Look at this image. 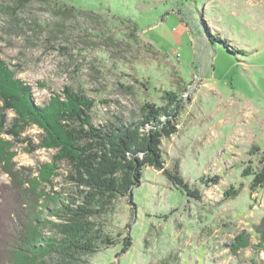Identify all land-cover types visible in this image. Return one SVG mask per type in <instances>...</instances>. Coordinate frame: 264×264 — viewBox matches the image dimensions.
Returning <instances> with one entry per match:
<instances>
[{"label": "rangeland", "instance_id": "1", "mask_svg": "<svg viewBox=\"0 0 264 264\" xmlns=\"http://www.w3.org/2000/svg\"><path fill=\"white\" fill-rule=\"evenodd\" d=\"M204 1L49 0L20 8L0 0V58L32 87L35 104L72 87L94 102L93 123L104 125L114 116L136 119L144 101L163 105L165 90L185 99L179 131L161 148L165 168L177 160L200 200L146 168L134 205L119 198L101 220L121 237L85 257L88 264H264V187H251L264 154V0L239 14ZM224 3L232 10L237 2ZM204 23L230 49L211 44ZM39 133L30 127L24 135L36 144ZM29 149L14 148V167L36 175L53 151ZM58 172L46 186L50 198L72 190L64 166ZM202 176L219 182L205 187ZM8 179L0 173V185ZM127 236L132 245L120 254Z\"/></svg>", "mask_w": 264, "mask_h": 264}, {"label": "trees", "instance_id": "2", "mask_svg": "<svg viewBox=\"0 0 264 264\" xmlns=\"http://www.w3.org/2000/svg\"><path fill=\"white\" fill-rule=\"evenodd\" d=\"M15 1L20 8L33 1L49 2ZM204 31L211 44L230 49L219 35L212 40L205 23ZM63 89L47 105L35 104L32 87L0 58V173L9 178V184L0 185V264H88L85 257L115 245L121 237L120 233L117 237L106 233L101 220L115 200L126 198L133 203L132 191L141 185L146 168L161 171L189 199L201 198L199 190L182 177L177 160L170 169L165 168L161 148L164 139L179 131L184 97L165 90L161 96L164 104L144 101L136 119L114 116L104 125H96L91 112L94 102L72 87ZM30 127L40 131L36 144L24 135ZM25 143L28 153L53 151L49 163L38 165L36 175L29 168L14 167L13 150ZM253 151H259L258 147ZM259 165L252 178L254 189L264 187V154ZM61 166L72 190L50 198L46 186H53ZM200 182L208 187L217 185L219 178L202 176ZM121 243L123 254L132 245L131 237H123Z\"/></svg>", "mask_w": 264, "mask_h": 264}, {"label": "crops", "instance_id": "3", "mask_svg": "<svg viewBox=\"0 0 264 264\" xmlns=\"http://www.w3.org/2000/svg\"><path fill=\"white\" fill-rule=\"evenodd\" d=\"M225 1H227V0H225ZM225 1L224 0L223 1L222 0H207V1H204V3L208 7L218 8V11H220V9L224 8L223 12H225V10L227 9L229 12H231L233 14H239V12L237 10L240 8L245 9V10H246V7H247V9L252 8V5H253L252 3L254 0H236L237 3L233 4V6L235 8H233L232 10H231L232 5L230 6L229 3L228 4L224 3ZM234 9H236V10H234ZM213 26H214V28L219 27L216 24H213Z\"/></svg>", "mask_w": 264, "mask_h": 264}, {"label": "built area", "instance_id": "4", "mask_svg": "<svg viewBox=\"0 0 264 264\" xmlns=\"http://www.w3.org/2000/svg\"><path fill=\"white\" fill-rule=\"evenodd\" d=\"M178 56H179V54H178Z\"/></svg>", "mask_w": 264, "mask_h": 264}]
</instances>
